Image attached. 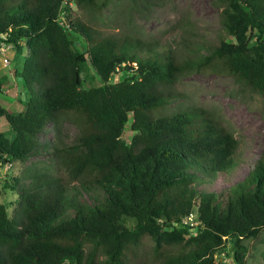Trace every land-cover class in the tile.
<instances>
[{
  "label": "trees",
  "instance_id": "obj_1",
  "mask_svg": "<svg viewBox=\"0 0 264 264\" xmlns=\"http://www.w3.org/2000/svg\"><path fill=\"white\" fill-rule=\"evenodd\" d=\"M210 1L232 40L177 51L95 29L65 0H0V48L20 56L13 77L26 92L18 112L0 105V161L53 156L76 182L37 169L10 186L17 199L11 215L0 202V264H136L144 237L153 264H228L214 258L225 239L233 264H244L243 240L264 228V145L225 193L199 188L230 172L237 141L209 111L173 106L182 94L172 87L189 73L213 74L264 99V0ZM87 77L99 84L85 87ZM63 121L78 131L71 144L41 141L46 125L58 135ZM189 212L193 233L177 226Z\"/></svg>",
  "mask_w": 264,
  "mask_h": 264
},
{
  "label": "rangeland",
  "instance_id": "obj_2",
  "mask_svg": "<svg viewBox=\"0 0 264 264\" xmlns=\"http://www.w3.org/2000/svg\"><path fill=\"white\" fill-rule=\"evenodd\" d=\"M65 1L68 2L72 17L95 29L116 35L138 36L144 41L161 45L170 43L177 51H182L185 44L215 42L219 35L232 40L223 31L218 17L219 10L210 0H109L105 7H89L76 4L74 0ZM74 41L75 47L80 50L84 48L79 38H74ZM19 66L20 56L15 55L13 50L5 48L0 51V74L6 76L0 92V105L11 113L21 109L19 100H23L26 94L20 79L13 77L14 69ZM123 76L125 75L118 72L111 81L119 80ZM91 84L97 85L99 81L95 78L90 81L87 77L84 86ZM172 88L182 94L173 106H196L209 111L237 141L230 172H218L198 186L224 192L228 185L245 176L263 148L264 99L256 92L239 85L231 77L213 74L189 73L180 76ZM6 129L5 121L0 118V131L4 132ZM58 131L56 135L51 125H46L40 136L41 141H55L58 138L65 144H71L78 132L75 125L67 121L60 124ZM128 137L129 130L126 127L122 138ZM37 169L59 176L67 186L71 187L76 183L67 179L58 158L53 156L33 155L23 162L0 161V202L6 207L8 215L13 212L17 199L15 190L10 186L26 183L28 179L24 178V174ZM80 198L89 200L85 193ZM243 244L246 248L244 264H264V228L254 237L244 239ZM151 245L150 239L144 237L136 249V264H153ZM232 254L230 242L225 239L224 250L214 255V258L216 261L233 264Z\"/></svg>",
  "mask_w": 264,
  "mask_h": 264
},
{
  "label": "built area",
  "instance_id": "obj_3",
  "mask_svg": "<svg viewBox=\"0 0 264 264\" xmlns=\"http://www.w3.org/2000/svg\"><path fill=\"white\" fill-rule=\"evenodd\" d=\"M5 48L1 47L0 50L3 51ZM133 65H135V63H132ZM199 222L196 220V216L194 215L193 212H189L188 214H186L185 216H183L180 220L179 223L177 224L178 228H182V229H186L187 232L189 233H193L194 232V228L196 225H198Z\"/></svg>",
  "mask_w": 264,
  "mask_h": 264
}]
</instances>
